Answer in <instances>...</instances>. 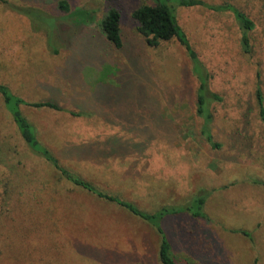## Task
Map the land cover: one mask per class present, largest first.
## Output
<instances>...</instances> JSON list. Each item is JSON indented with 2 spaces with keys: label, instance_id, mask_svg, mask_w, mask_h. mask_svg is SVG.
I'll return each mask as SVG.
<instances>
[{
  "label": "rangeland",
  "instance_id": "obj_1",
  "mask_svg": "<svg viewBox=\"0 0 264 264\" xmlns=\"http://www.w3.org/2000/svg\"><path fill=\"white\" fill-rule=\"evenodd\" d=\"M59 1L9 0L12 8L0 2V83L25 101L60 107L20 106L38 140L74 174L144 212L182 203L198 187L209 189L204 211L210 222L196 223L204 241L186 244L178 237L181 220L164 222L178 264H264V120L256 100L260 90L264 107V0H203L211 7L228 2L248 15L254 22L248 52L240 48L241 31L230 12L200 5L176 12L210 73V90L222 96L211 109L218 150L199 134L197 82L183 48L174 39L146 46L137 32L131 13L150 0H67L72 9H95L97 20L80 29L81 19L69 18L63 21L68 32L56 25V38L39 15L44 7L59 11ZM111 7L121 12L125 50L138 62L137 72L123 74L124 91L147 93L153 117L146 123L156 137L147 159L79 161L68 147L133 135L111 124L115 117L104 112L110 104L97 103L102 92L91 97L97 84L115 85L116 71L128 66L126 53L98 35L97 23ZM5 149L15 161L1 155ZM235 230L251 232V239ZM158 236L124 208L59 177L25 144L0 96V264H160Z\"/></svg>",
  "mask_w": 264,
  "mask_h": 264
},
{
  "label": "trees",
  "instance_id": "obj_2",
  "mask_svg": "<svg viewBox=\"0 0 264 264\" xmlns=\"http://www.w3.org/2000/svg\"><path fill=\"white\" fill-rule=\"evenodd\" d=\"M1 3H9V0H0ZM54 4V2H53ZM15 5V4H14ZM208 6L211 10H221L230 12L236 21L241 35L239 37L240 48L243 52L249 51V32L254 28V22L248 17L246 13L238 9L231 3H223L211 7L203 0H150L147 3H142L136 7L131 17L136 24L138 34L141 36L146 46H156L161 41H168L174 39L185 51L186 56L191 63V72L196 79L197 85L195 89V101L193 102L194 115L200 120L199 134L202 139L209 145L212 150H218L221 144L214 141L211 132L212 122V106L222 101V96L219 93H214L209 88L210 73L203 65L195 51L191 48L185 32L181 29L178 23L176 12L178 8L193 7V6ZM11 6V5H10ZM59 11H51L48 7H44V14L39 15L41 22H46L51 32L49 34L55 35V27L58 24L62 29L67 28L63 21L69 18H80L78 25L81 27L94 23L97 19V12L93 8H80L76 10L70 8L67 0H60L55 5ZM13 6H11L12 8ZM15 8V7H14ZM24 14L30 15L31 11L25 8H15ZM121 19L122 15L116 7L109 8L105 14L99 19L98 35L103 39L105 44L113 50L126 53L128 59V66H123L116 71L114 76V84L99 83L95 86L91 97H97V92L100 96L97 103L106 102L110 107L104 112L115 117L113 125L124 128V130L133 134L131 137L124 138L118 135L106 136L102 139L85 142L80 146H70L67 149H75L78 152L77 160L92 161L95 163L103 162L109 158H126L132 157L135 159H147V150L150 143L156 137V134L149 130L146 118L153 117L152 108L147 103V93L143 97L138 95H131L125 89V82L123 79L124 72L136 71L138 62L134 55L125 50L124 42L121 37ZM67 31V30H66ZM68 32V31H67ZM57 38V37H56ZM139 68V67H138ZM130 78V75H129ZM53 89V88H52ZM143 94V92H142ZM0 96L4 109L8 113L14 127L18 130L21 138L28 146V148L36 155L47 161L51 167L58 173L59 177L78 188L86 191L96 197L115 203L124 208L132 215L140 218L142 221L153 227L158 233L157 246V260L160 264H178L175 260V255L172 250L170 239L166 231L164 222L168 218H179L181 220L179 232V240L188 239L186 244L197 243L204 241L205 232L197 226V222H210L208 216L204 211V205L211 195V191L204 187H198L192 195L185 201L179 204H168L158 207L152 213L144 212L134 202L125 200L115 194H110L102 189L97 188L90 181L80 178L71 170L61 165L59 160L51 151L44 146L36 136V130L27 121L20 111V106H28L32 108H50L59 110L52 101H35L28 102L17 94H13L7 85L0 83ZM256 100L258 105V117L264 120L263 96L260 90L256 91ZM70 115L75 117L81 116L83 113H75L72 110L67 111ZM89 112H86L87 114ZM84 114V113H83ZM127 139V140H125ZM98 151V152H97ZM7 161H15V156L12 151L5 149L2 154ZM254 183H261L253 181ZM264 186V183H261ZM185 230L186 233H185ZM197 230V231H196ZM246 236L248 240L251 239V232L247 230H235ZM208 241V240H207ZM185 262H191L185 259ZM193 264V263H192Z\"/></svg>",
  "mask_w": 264,
  "mask_h": 264
}]
</instances>
